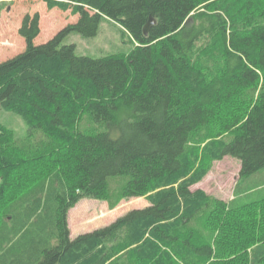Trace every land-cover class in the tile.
<instances>
[{"label":"trees","instance_id":"1","mask_svg":"<svg viewBox=\"0 0 264 264\" xmlns=\"http://www.w3.org/2000/svg\"><path fill=\"white\" fill-rule=\"evenodd\" d=\"M42 1L79 20L38 45L26 14V49L0 63V110L28 128L20 141L0 122V264H264V191L217 201L207 238L194 223L211 199L192 189L225 157L240 188L264 173V0ZM103 20L126 50L64 44ZM117 177L149 205L71 238L70 210Z\"/></svg>","mask_w":264,"mask_h":264},{"label":"rangeland","instance_id":"2","mask_svg":"<svg viewBox=\"0 0 264 264\" xmlns=\"http://www.w3.org/2000/svg\"><path fill=\"white\" fill-rule=\"evenodd\" d=\"M2 3L5 5L0 14V63L26 49V40L19 33L26 14H40L41 33L35 40L38 45L48 42L66 26L79 20V15H74L70 10L64 12L58 8L49 9L42 0H3ZM128 43L129 36L124 35V31L117 23L109 20L102 21L100 31L95 37L85 38L79 33H72L64 40V44H75L80 55L93 57L119 53L128 48ZM0 122L13 129L18 140L22 141L26 137L28 128L19 115L0 110ZM240 171L239 160L225 157L222 161L214 162L203 182L192 188L205 190L211 199L209 209L204 211L194 223V226L200 228L207 238L214 237V234L208 230V216L217 201L227 203L233 201L239 189L252 190L251 195L264 191V173L244 179L240 188L238 184ZM126 179L125 177L111 179L109 200L86 197L70 210L68 220L71 238L108 226L131 210L149 205L146 197L120 198L119 191Z\"/></svg>","mask_w":264,"mask_h":264},{"label":"water","instance_id":"3","mask_svg":"<svg viewBox=\"0 0 264 264\" xmlns=\"http://www.w3.org/2000/svg\"><path fill=\"white\" fill-rule=\"evenodd\" d=\"M154 24H155V19L153 16H151L148 23L146 24V26L144 28V32L146 35L150 32V30Z\"/></svg>","mask_w":264,"mask_h":264}]
</instances>
